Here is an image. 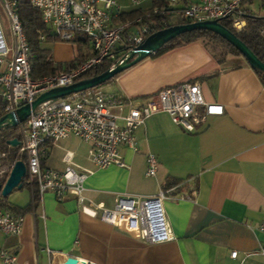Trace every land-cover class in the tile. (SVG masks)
<instances>
[{
    "label": "crops",
    "instance_id": "1",
    "mask_svg": "<svg viewBox=\"0 0 264 264\" xmlns=\"http://www.w3.org/2000/svg\"><path fill=\"white\" fill-rule=\"evenodd\" d=\"M116 1L120 14L149 12L156 2ZM263 5L253 0L251 9L257 13ZM49 46L57 62L79 54L77 43ZM194 81L207 101L224 105V114L210 117L196 133L185 131L167 112L149 116L136 130L138 148L121 147L130 168H97L90 144L77 136L42 146L47 167L65 169L69 153L78 166L91 169L85 195L107 207L119 194L151 195L173 188V198L165 200L173 240L146 243L89 215L73 195L59 201L48 191L37 209L25 212L20 233L0 230V252L14 254L18 264H64L69 255L86 264H264L259 254L264 233L258 229L264 219V85L247 60L229 55L219 61L200 39L143 58L102 89L144 100L163 88ZM148 153L158 158L156 176L146 175ZM190 178L193 185L186 183ZM173 179L176 183L167 184ZM185 193L192 197L179 198ZM8 200L24 208L32 201L31 190L15 189ZM233 251H238L236 258Z\"/></svg>",
    "mask_w": 264,
    "mask_h": 264
},
{
    "label": "built area",
    "instance_id": "2",
    "mask_svg": "<svg viewBox=\"0 0 264 264\" xmlns=\"http://www.w3.org/2000/svg\"><path fill=\"white\" fill-rule=\"evenodd\" d=\"M22 0H0V11L10 29L7 39L0 16V99L5 113L16 111L32 103L40 94L52 88L72 84L88 69L111 62L113 69L137 49L150 32V24L143 23V15L135 20L117 21L120 6L116 0H29L41 12L43 22L60 42L75 43L76 35L89 39L93 55L78 68L35 79L32 76L31 48L19 12ZM138 3L140 0H133ZM163 8L154 13L177 15L190 22L229 20L236 31L247 24L253 0H163ZM135 30L132 29L135 27ZM41 38L44 40L45 36ZM127 47V48H126ZM167 112L172 121L185 131L196 133L210 117L224 114L225 107L206 100L201 84L184 82L163 88L144 100L124 98L118 93L105 92L101 86L92 87L66 97L48 100L39 105L20 126L18 145L0 149V181L7 180L15 164L9 163L11 147H17L19 160L27 167L30 182L37 185L40 200L51 191L59 201L66 194L77 198L83 211L102 221L122 228L136 238L158 244L174 239L165 209V200L173 198V188H162L151 195L119 194L113 207L96 203L86 195V179L93 171L81 168L67 154L63 170L43 167L40 153L47 141L56 142L77 136L90 144V158L97 168L117 165L130 168L121 152L122 146L138 148L137 128L145 119L158 112ZM158 158L147 154V176H156ZM194 184L192 178L186 180ZM192 194H196L192 190ZM189 193L179 198H191ZM24 214L0 208V230L5 234L22 231ZM258 229L264 233V219ZM259 254L264 256V241ZM238 251L231 256L236 258ZM4 264H18L16 256L1 250Z\"/></svg>",
    "mask_w": 264,
    "mask_h": 264
},
{
    "label": "trees",
    "instance_id": "3",
    "mask_svg": "<svg viewBox=\"0 0 264 264\" xmlns=\"http://www.w3.org/2000/svg\"><path fill=\"white\" fill-rule=\"evenodd\" d=\"M165 3L163 0H156L155 7L163 8ZM19 12L24 24V30L31 48V64H32V76L35 79H40L46 76L59 74L74 68H78L84 62H86L92 55L90 49V42L84 35H76V42L79 47V54L71 61L68 62H57L54 58V53L52 47L49 44L54 42H59L57 38L54 37L51 30L43 22L41 12L39 9L33 7L29 0H22L19 4ZM143 15V22H148L150 24L149 34L177 24H186L190 20L177 16V15H166L161 13H154L153 10L149 12L133 11L129 13H121L119 16V21L135 20L138 16ZM247 24L245 28L241 31H236L229 20H223L222 23L228 27L230 30L236 33V35L244 41L264 62V14L251 12L246 16ZM148 34V35H149ZM44 35V40L41 36ZM204 38H208L212 42H216L222 46V50L217 52L211 45L204 41ZM203 40V42L208 46L218 58L219 61H223L227 56H243L242 53L231 43L225 40L223 37L217 33L210 30H193L180 34L179 36L173 38L160 49H158L154 55H160L172 48L180 45L191 43L197 40ZM86 46V50H82V47ZM127 48V47H126ZM111 62H104L98 66L92 67L85 71L77 80H82L85 78H91L102 72L108 70L111 67ZM256 73L259 75L263 85H264V72L255 69ZM120 74V73H119ZM117 74V75H119ZM116 75V76H117ZM115 76V77H116ZM113 79V78H112ZM111 80V79H110ZM108 80L107 82H109ZM106 82V83H107ZM101 86V85H100ZM5 113V103L0 99V118ZM20 126H8L0 129V149L7 150L10 148V141L17 138L20 139ZM41 163L43 167H46L45 161L48 153L41 152ZM20 159L17 153V147H11V153L8 158L9 163H13ZM176 179L170 180L167 184L176 183ZM0 182L3 184L6 182L2 179ZM23 187H28L32 193V201L29 205L24 208L16 207L10 204L8 198L9 196H0V208H9L13 212L18 214H25V212L37 209L40 205V194L37 185L30 182L29 175H26L23 180Z\"/></svg>",
    "mask_w": 264,
    "mask_h": 264
},
{
    "label": "water",
    "instance_id": "4",
    "mask_svg": "<svg viewBox=\"0 0 264 264\" xmlns=\"http://www.w3.org/2000/svg\"><path fill=\"white\" fill-rule=\"evenodd\" d=\"M202 29L213 31L223 37L242 53L243 57L253 69H259L264 72V62L236 35L235 32L226 27L222 22L218 20H204L172 25L149 34L144 41L138 45L137 49L130 53L123 63L118 64L113 69H108L101 74L78 80L66 86L52 88L40 94L32 103L25 104L16 111L5 114L0 118V129L3 127L20 125L28 119L32 111L48 100L66 97L75 92L100 86L114 78L117 74L138 63L143 58L155 53L163 45L180 34ZM18 143L19 140L17 138L10 141V144L13 146L18 145ZM26 174L27 167L25 162L23 160H17L6 182L4 184L0 182V196H9L15 189L22 188ZM64 264H86V262L73 255H69Z\"/></svg>",
    "mask_w": 264,
    "mask_h": 264
},
{
    "label": "rangeland",
    "instance_id": "5",
    "mask_svg": "<svg viewBox=\"0 0 264 264\" xmlns=\"http://www.w3.org/2000/svg\"><path fill=\"white\" fill-rule=\"evenodd\" d=\"M255 1H256V3H260V5H262V3L264 2V0H255ZM257 9H258L257 13H264V5L262 6V8L259 7ZM252 11L254 12V10H252ZM0 16L2 18V23H3V27H4V31L6 33L7 39L11 42V40H10L11 39L10 29L8 27L7 21L5 20L2 11H0ZM204 41L206 43H208L209 45H211L217 52L222 50V46L220 44H218L216 42H212L208 38H204ZM55 50H56V47H55ZM82 50L85 51L86 50V46H83ZM230 56H232V55H230ZM106 85H107V83H104V84L101 85V87L102 88H106Z\"/></svg>",
    "mask_w": 264,
    "mask_h": 264
}]
</instances>
